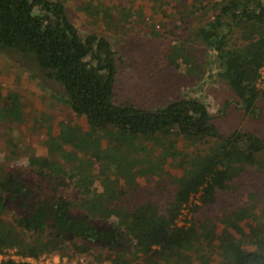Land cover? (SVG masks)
Instances as JSON below:
<instances>
[{
	"label": "trees",
	"instance_id": "1",
	"mask_svg": "<svg viewBox=\"0 0 264 264\" xmlns=\"http://www.w3.org/2000/svg\"><path fill=\"white\" fill-rule=\"evenodd\" d=\"M145 1L155 15L172 5L204 17L195 37L214 52L217 72L237 103L256 116L264 96L257 84L264 65V0ZM109 2L99 0L105 18L134 22L131 8ZM234 30L237 42L230 45ZM0 47L34 59L44 76L62 87L67 106L84 118L90 135L86 146L83 138L77 139L81 126H62L53 140H46L48 154L27 157L25 166L39 173V189H46L42 192L0 162V251L14 248L35 260L65 254L79 264H140L138 258L151 264H210L213 255L216 264H264L263 235L253 237L254 247L248 248L235 234L219 233L206 220H177L194 194L201 203L193 206V213L229 186L240 189L245 167L260 166L254 153L264 150L263 137L242 129L223 134L194 96L156 108L117 101L116 50L104 35L82 34L65 0H0ZM6 99L10 104L4 101L0 113L22 121L25 111L17 96ZM102 132L104 137H98ZM178 135L213 144L203 153L179 158L173 198L163 204L128 195V187L138 188L139 178L167 171L162 151L172 152ZM18 200L23 211L9 215L8 202ZM236 223L230 221L231 226ZM83 253L90 260H82ZM0 264L36 262L7 257Z\"/></svg>",
	"mask_w": 264,
	"mask_h": 264
},
{
	"label": "rangeland",
	"instance_id": "2",
	"mask_svg": "<svg viewBox=\"0 0 264 264\" xmlns=\"http://www.w3.org/2000/svg\"><path fill=\"white\" fill-rule=\"evenodd\" d=\"M65 1L68 14L82 34L94 32L104 35L116 50L114 98L117 101L156 108L175 98L194 96L204 102L223 134L229 135L235 129H242L264 138V96L258 101L256 116L246 114L237 103L236 96L217 72L214 52L195 37L196 26L204 17L172 5H167L163 14L155 15L145 6V0H118L132 9L129 19L134 22L130 23L124 21V17L121 20V16L112 20L105 18L99 0ZM105 1L111 4L109 0ZM163 4L166 5L167 0H163ZM155 11L159 10L156 8ZM236 36L238 32L234 30L229 39L230 45L237 42ZM257 84L264 88L262 80L258 79ZM14 95L25 114L19 121L16 117L4 118L0 113V162L4 163L6 170L19 171L37 190L42 185L40 175L25 166L27 157L48 154L46 140H53L62 126H81L77 139L83 138L86 146L90 135L86 132L84 118L74 114L67 106L62 87L47 79L34 59L14 49L0 47V107L4 101L9 105L10 99L6 97ZM63 133H68V130L63 129ZM98 137H104L103 132ZM175 139L171 153L167 149L162 151L167 156L164 164L167 171L139 178L138 188L135 191L128 187V195L140 197L139 200L150 198L168 203L176 186L174 175L180 172L179 158L195 152L203 153L213 144L212 140L197 136L178 135ZM156 141L160 143L162 137ZM105 144L106 141H103ZM54 153L57 154V150ZM117 153L115 151L112 156L116 157ZM15 154L17 157L13 158ZM254 157L259 159L260 166L245 167L240 189L229 186L218 192L214 202L202 204L194 213L193 206L201 202L198 194L193 195L179 215L178 223L189 224L193 218L206 220L213 223L219 233H233L244 247H254L252 238L264 236V150L254 153ZM95 184L102 189L98 180ZM18 202H8L9 215L23 211ZM231 220H235L237 226H231ZM80 258L90 260L85 253ZM136 260L140 264H151L142 258ZM35 262L79 264L65 254H53L47 260L39 258ZM216 263L217 257L213 255L210 264ZM101 264H110V261L104 260Z\"/></svg>",
	"mask_w": 264,
	"mask_h": 264
},
{
	"label": "built area",
	"instance_id": "3",
	"mask_svg": "<svg viewBox=\"0 0 264 264\" xmlns=\"http://www.w3.org/2000/svg\"><path fill=\"white\" fill-rule=\"evenodd\" d=\"M259 80H262L263 83H264V65L260 68V77H259ZM195 195V194H194ZM192 199V197H191ZM191 201V200H190ZM189 201V202H190ZM189 204V203H188ZM187 204V205H188ZM187 205H185L184 207H186ZM184 207L182 208L181 212L183 211ZM181 214V213H180ZM7 257H12V258H15V259H26V260H29L31 262H35V259L30 257V256H23L21 254H18L16 253L15 249L14 248H9L5 251H0V262L4 259V258H7ZM41 258H45V260H47L48 258L46 257H41ZM46 262V261H45Z\"/></svg>",
	"mask_w": 264,
	"mask_h": 264
}]
</instances>
